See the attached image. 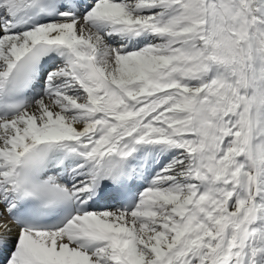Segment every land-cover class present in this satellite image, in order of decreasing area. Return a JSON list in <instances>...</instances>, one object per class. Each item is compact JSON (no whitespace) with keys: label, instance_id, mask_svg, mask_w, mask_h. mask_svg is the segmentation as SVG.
Returning <instances> with one entry per match:
<instances>
[{"label":"snow or ice","instance_id":"snow-or-ice-1","mask_svg":"<svg viewBox=\"0 0 264 264\" xmlns=\"http://www.w3.org/2000/svg\"><path fill=\"white\" fill-rule=\"evenodd\" d=\"M0 264H264V0H0Z\"/></svg>","mask_w":264,"mask_h":264}]
</instances>
